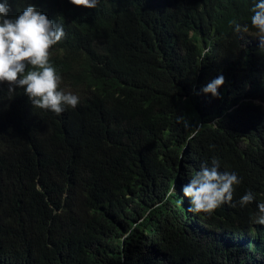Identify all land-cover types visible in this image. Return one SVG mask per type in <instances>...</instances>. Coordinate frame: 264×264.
Segmentation results:
<instances>
[{
    "label": "trees",
    "instance_id": "trees-1",
    "mask_svg": "<svg viewBox=\"0 0 264 264\" xmlns=\"http://www.w3.org/2000/svg\"><path fill=\"white\" fill-rule=\"evenodd\" d=\"M255 2L8 0L10 18L31 5L63 27L49 63L79 103L57 115L0 83V264H264ZM213 159L233 199L189 212L182 186Z\"/></svg>",
    "mask_w": 264,
    "mask_h": 264
},
{
    "label": "clouds",
    "instance_id": "clouds-1",
    "mask_svg": "<svg viewBox=\"0 0 264 264\" xmlns=\"http://www.w3.org/2000/svg\"><path fill=\"white\" fill-rule=\"evenodd\" d=\"M73 5L96 8L99 0H70ZM8 0L0 3V83L9 85V92L22 88L31 104L37 108L61 114L64 106L76 107L79 98L59 90L61 77L49 63L50 49L65 37L62 26H57L45 14L33 6L26 7L15 18L8 17ZM250 22L264 44V0H256L251 8ZM230 24H235L231 21ZM236 31L240 25L236 24ZM244 31H247L245 27ZM224 83L218 76L202 91L218 96L217 89ZM178 122H180L178 120ZM187 127V122H185ZM199 133V126L187 136L191 141ZM219 161L213 159L212 166H202L191 181L182 186V193L190 201L189 212L211 216L222 204L233 199V185L239 184L235 173L220 172ZM175 187L167 193L173 196ZM166 197V198H167ZM251 192L243 195L239 204L243 207L253 201ZM255 223L264 225V203L258 204Z\"/></svg>",
    "mask_w": 264,
    "mask_h": 264
},
{
    "label": "rangeland",
    "instance_id": "rangeland-1",
    "mask_svg": "<svg viewBox=\"0 0 264 264\" xmlns=\"http://www.w3.org/2000/svg\"><path fill=\"white\" fill-rule=\"evenodd\" d=\"M253 40L257 41V42H261L260 38L258 36H254ZM262 43V42H261ZM63 91L65 93H71L74 94L76 96L79 95V92L71 87H69L66 83H63V87H62Z\"/></svg>",
    "mask_w": 264,
    "mask_h": 264
}]
</instances>
